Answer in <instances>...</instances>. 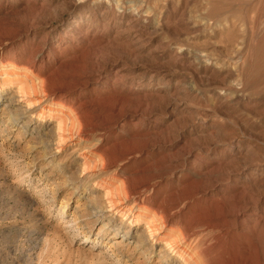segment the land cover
Wrapping results in <instances>:
<instances>
[{"label":"rangeland","instance_id":"1","mask_svg":"<svg viewBox=\"0 0 264 264\" xmlns=\"http://www.w3.org/2000/svg\"><path fill=\"white\" fill-rule=\"evenodd\" d=\"M0 51V264H159L163 240L129 254L145 222L105 253L100 225H129L88 213L113 179L154 183L133 211L169 213L168 236L206 230L198 264H264V0H0ZM60 97L89 117L62 142Z\"/></svg>","mask_w":264,"mask_h":264},{"label":"bare ground","instance_id":"2","mask_svg":"<svg viewBox=\"0 0 264 264\" xmlns=\"http://www.w3.org/2000/svg\"><path fill=\"white\" fill-rule=\"evenodd\" d=\"M1 56V51H0ZM8 64H2L0 67V76H2L4 79V83H0V94L7 92V87H9V83H5L7 79H13V76H10V74L13 73L14 68L16 65H13L14 67L11 69L10 66H8L7 69L4 70L5 67H7ZM12 66V65H11ZM4 72V74H3ZM18 79V78H17ZM37 83H33L32 88L35 89ZM11 87V86H10ZM30 87L27 84V81L20 84L18 86L17 92L22 93L24 91H27ZM45 91V90H43ZM43 93V92H42ZM46 94V93H45ZM47 95H45L46 97ZM43 99H40L37 101L39 105L35 107L31 114L33 115L36 112H41L44 107L46 106L45 103H42ZM60 102H63L62 107H67V109L70 110V113L66 116L65 114H61L60 120L57 123V130H58V138L59 141L62 142L66 138L61 134V130H64V127H66L67 123L71 121V124H74L75 122L79 124L86 123L87 119L89 118L87 115L88 108L84 104H75L74 102H71L69 100H66L64 97H60L57 99L56 104H59ZM11 105V103L8 104V106ZM10 113L12 111L9 110ZM17 115L19 114H10V117L8 121L5 123L8 124H14L17 120ZM40 116V115H39ZM5 128V127H3ZM2 130V129H1ZM8 130V129H6ZM4 131V129L2 130ZM6 132V131H5ZM8 132V131H7ZM86 156H84L85 158ZM125 156H122L124 158ZM99 159L101 161L104 160L103 156H100ZM87 161H84V164L82 165L81 171H84L87 169ZM82 173V172H81ZM43 177H47V175H43ZM114 180V179H113ZM106 181L108 185L107 191L104 192V201L102 205H100V210L93 209L88 214L90 218H94L92 222L99 221V211L101 210H114L116 214H119V216L128 223L129 228L122 234L117 236V231L115 229L119 228H112L114 226V221L109 220L107 222H103L98 231L99 237L102 236V238H113L112 243L110 246H108V249L105 251V253L110 252L112 250L116 251L117 261L126 259L128 257L127 248L128 246L133 243V240L136 238V233L134 231L135 228L139 227V224L141 222H145L144 226V234H141L139 237V242L134 243L132 252L129 254H137L141 253V256H146L149 253H152L155 251V245L160 242H163V247L159 250V264H177L175 262L174 256L176 258H179L181 261H183V264H198V259L188 258L195 246L199 244L200 242H203L204 237L206 236L207 232L204 229H200L199 227H195L194 230L186 224L182 228H179L178 235L176 237L168 236L164 228L167 226V222H169V213L168 214H161L158 213L157 210L148 209L143 206H139L137 208V211H133V205L140 200L142 197V194L149 189H152L154 183L152 184H144L140 183L136 186H128L126 184L125 179H120L118 183L114 181ZM63 182V181H62ZM105 181L101 182V184H104ZM41 190V189H40ZM131 198H134L133 203L130 204ZM174 201V200H173ZM108 208V209H107ZM86 217V218H89ZM74 218V217H73ZM72 220V218H71ZM73 221V220H72ZM130 228L133 230L130 232ZM86 240H89L86 237ZM113 252V251H112ZM196 252L193 254L195 255ZM139 256V257H141ZM180 261V262H181ZM141 259H137V261L133 262V264H141ZM111 263V262H110ZM182 264V263H181Z\"/></svg>","mask_w":264,"mask_h":264}]
</instances>
